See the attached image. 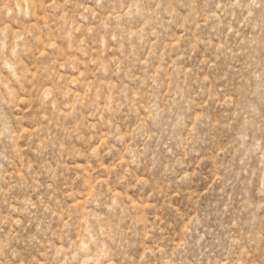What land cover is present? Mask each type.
<instances>
[{
  "label": "rangeland",
  "instance_id": "1",
  "mask_svg": "<svg viewBox=\"0 0 264 264\" xmlns=\"http://www.w3.org/2000/svg\"><path fill=\"white\" fill-rule=\"evenodd\" d=\"M0 264H264V0H0Z\"/></svg>",
  "mask_w": 264,
  "mask_h": 264
}]
</instances>
